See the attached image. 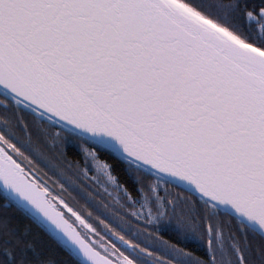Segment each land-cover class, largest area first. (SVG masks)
Here are the masks:
<instances>
[{"label": "snow or ice", "instance_id": "6c2138e0", "mask_svg": "<svg viewBox=\"0 0 264 264\" xmlns=\"http://www.w3.org/2000/svg\"><path fill=\"white\" fill-rule=\"evenodd\" d=\"M0 264H264V0H0Z\"/></svg>", "mask_w": 264, "mask_h": 264}]
</instances>
